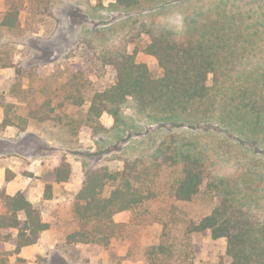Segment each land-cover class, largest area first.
I'll return each mask as SVG.
<instances>
[{
  "label": "trees",
  "instance_id": "16d2710c",
  "mask_svg": "<svg viewBox=\"0 0 264 264\" xmlns=\"http://www.w3.org/2000/svg\"><path fill=\"white\" fill-rule=\"evenodd\" d=\"M263 1L245 0L247 9L242 11L237 0H216L191 20L182 39L176 40L171 34L153 36L144 52L156 58L159 76L147 64L137 61V51L127 52L124 46L100 57L92 40L84 39L77 49L81 63L69 79L70 88L75 91L68 89L67 98L73 101V106L81 108L85 99L78 83L91 74L100 78L106 69L112 70L110 83L91 90L89 109L81 117L80 125L94 135L108 130L101 122L104 114L111 115L119 124L122 108L134 100L151 124L193 129L203 122L214 123L237 137L236 144L245 152L236 155V171L242 160L247 168L233 177L231 189H225L223 201L212 213L191 221L187 228L191 235L210 232L214 240L225 238L230 264H264V220L251 215L249 210L259 206L258 188L264 182V4L260 5ZM141 2L116 0L125 10L136 8ZM20 12L17 5L9 4L0 20V30L19 31ZM13 64V59L0 55V67ZM0 106L5 108L1 127L14 126L12 105L0 100ZM52 111L48 101L22 121L27 124L28 119L40 123L53 120L55 126L71 125L64 124L62 117L52 119ZM25 130L26 127L22 129ZM179 143L170 136L155 151H143L125 159L122 171L88 166L83 187L73 203L75 229L68 234L65 245L86 244L107 249L128 227L117 223L115 215L127 212L132 225L137 224L135 211L161 192L158 182L150 179L151 174H160L163 169L175 172L170 185L173 200L192 202L203 189L207 169L195 148ZM72 174V164L61 159L51 179L58 184L67 183ZM11 180L7 171L6 181ZM209 186L216 196L220 194L218 185ZM52 192V184H47L44 198H51ZM42 216V207L31 203L27 193L10 196L4 186L0 187V247L12 244L15 254H19L22 248L36 245L50 228ZM167 252L163 245L148 249L149 256ZM7 262L6 254L0 251V264Z\"/></svg>",
  "mask_w": 264,
  "mask_h": 264
},
{
  "label": "rangeland",
  "instance_id": "374dc122",
  "mask_svg": "<svg viewBox=\"0 0 264 264\" xmlns=\"http://www.w3.org/2000/svg\"><path fill=\"white\" fill-rule=\"evenodd\" d=\"M244 1L237 0L242 11L247 9ZM215 2L142 0L138 7L125 10L116 4V0H50V3L49 0H0V20L9 4H15L21 10L19 31L0 30V55L5 54L14 62L12 67H0V100L12 105L10 115L16 128L1 127L5 108L0 106V164L11 162L12 151L21 154L35 151L36 156L45 151L49 154L60 151L57 153L59 160L66 159L84 176L88 166L122 171L125 159L143 151H155L166 138L173 136L179 144L186 143L195 148L206 165L208 176L201 193L192 202L178 203L170 195L174 170L163 169L157 175L152 173L150 179L158 182L161 192L135 211L134 217L139 220L137 224L132 225L127 212L115 215L117 223L128 227L107 249L86 244L65 245L76 221L73 203H64L60 205V214L55 217L58 218L59 240L55 249L29 261L17 258L15 246L6 243L0 251L6 254L7 264H230L225 238L214 240L210 232L191 235L187 228L191 221L211 214L223 201L225 189H231L233 177L247 168L242 160L236 171V155L245 152L236 144L237 137L214 123L203 122L193 129L151 124L139 112L134 100H129L122 108L119 124L111 115L104 114L111 127L106 133L94 135L80 125L81 117L89 109L91 90L112 81L113 73L109 68L101 73L100 78L91 74L78 83L85 99L81 108L73 106V101L67 98L68 89L75 91L70 88L69 79L81 63L77 49L84 39L92 40L96 55L100 57L124 46L127 52L137 51V61L147 64L159 76L161 70L156 58L144 52L152 37L171 34L176 40L182 39L199 11L208 10ZM263 4L264 1L260 5ZM48 101L53 109L50 113L52 119L62 117L64 124L71 125L55 126L53 120L41 123V127H45L44 136L48 137L47 142H43L35 134L22 131L25 127H36L38 121L28 119L25 124L22 119H27L32 111ZM14 131L20 134L16 144L9 142V135ZM48 140H55L57 147ZM7 171L9 176L12 175L10 170ZM47 178L51 179V173ZM210 183L221 188L218 196L209 188ZM258 191L259 206H252L249 210L251 215L264 220V209L261 208L264 205V182H260ZM42 210L44 214L50 213L43 205ZM160 245L168 252L149 256L148 249Z\"/></svg>",
  "mask_w": 264,
  "mask_h": 264
},
{
  "label": "crops",
  "instance_id": "0c3cea01",
  "mask_svg": "<svg viewBox=\"0 0 264 264\" xmlns=\"http://www.w3.org/2000/svg\"><path fill=\"white\" fill-rule=\"evenodd\" d=\"M101 122L105 128L110 129L111 123L104 115L101 118ZM37 124L36 127H28L24 133L35 134L37 137L42 138L43 142H47L48 137L44 136L46 135L45 127H41L42 124L40 122H37ZM8 128L16 130L15 126H9ZM9 138V142L16 144L20 134L18 135V131H14V134L11 133ZM48 143L57 147L55 140H48ZM34 152L27 151V153L21 154L17 153V151H12L11 162L8 165L0 164V187L4 186L8 195L14 196L18 192H25L31 203L41 207L43 205L50 211L48 214L43 212V221L49 224L50 228L42 234L39 242L36 245L24 247L19 254H15L17 258L29 261L35 256H43L48 251L55 249L59 242L56 224L58 218L55 217L60 214V205L74 203L85 179L84 174L79 172V168L72 165L73 174L71 180L67 183H55L52 179L47 178V174H52L59 165L60 160L57 153L60 151H51L52 153L50 154L45 151L44 154L39 156H36ZM7 170L12 172V180L9 182L6 181ZM47 184H52L53 186L52 197L49 199L44 198ZM72 192H74V195H72ZM49 215H51V218Z\"/></svg>",
  "mask_w": 264,
  "mask_h": 264
}]
</instances>
